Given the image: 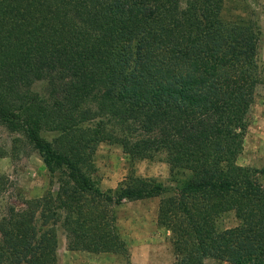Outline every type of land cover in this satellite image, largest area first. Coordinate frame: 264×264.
Segmentation results:
<instances>
[{"label": "trees", "instance_id": "16d2710c", "mask_svg": "<svg viewBox=\"0 0 264 264\" xmlns=\"http://www.w3.org/2000/svg\"><path fill=\"white\" fill-rule=\"evenodd\" d=\"M228 1L0 0V126L96 197L86 150L102 142L136 159L163 153L173 178L188 172L178 185L187 198L162 203L157 218L175 264H264V186L236 163L264 88L263 40ZM165 192L133 177L104 201ZM23 205L0 215V264H55L54 231L35 218L44 202ZM232 211L240 223L220 229Z\"/></svg>", "mask_w": 264, "mask_h": 264}, {"label": "rangeland", "instance_id": "374dc122", "mask_svg": "<svg viewBox=\"0 0 264 264\" xmlns=\"http://www.w3.org/2000/svg\"><path fill=\"white\" fill-rule=\"evenodd\" d=\"M225 8L232 9L231 12L228 10L230 14L256 23L263 40L260 52L264 61V0H230ZM91 150H94V155L90 159L92 165L88 167L87 175L94 182V188L104 194L100 197L80 192L72 181L69 182L68 170L64 167L51 175L38 152L22 134L10 133L0 126V178L7 180L0 215L6 204L11 203L20 209L25 207L23 200H42L44 205H39L35 218L37 227H43L42 232L54 231L55 264H166L169 259L175 264L171 234L163 227L158 226L159 231L155 233L158 237L150 244V249L139 243H127L126 240L139 239L132 234L148 224L147 217L157 220L162 203L171 206L187 198L178 191V185L190 174L180 172L177 177H171L163 153L136 159L125 154L120 146L105 142L96 144L86 153ZM236 163L254 171L250 179L257 186H264V88L258 91L248 114V127ZM133 177L155 179L166 192L156 198L124 202L131 204L129 211L125 212L130 215V223H124L121 234L113 228L115 221L111 220L116 205L104 200ZM176 179L180 182L175 183ZM133 217L146 218L133 222ZM218 223L220 229H229L240 222L232 211L222 214ZM130 249L137 250L135 257ZM146 251H150L149 256L154 255V258H145ZM204 264L230 263L207 259Z\"/></svg>", "mask_w": 264, "mask_h": 264}, {"label": "crops", "instance_id": "0c3cea01", "mask_svg": "<svg viewBox=\"0 0 264 264\" xmlns=\"http://www.w3.org/2000/svg\"><path fill=\"white\" fill-rule=\"evenodd\" d=\"M131 204L130 203H122L118 206H116V208L114 209V216H115V226L118 230V232L121 234H123V225L125 222L129 221L130 215L129 214H125L126 211H129ZM146 217H133L132 220L133 222L135 221H139L140 219H144ZM148 220V224L147 225H142L138 231H136L134 234L135 236H138L139 239L137 240H132V239H128L126 240L127 243H139L142 245H146L144 247H148V249H150V244H153L155 242V240L157 239L158 235L155 234L159 231V227L157 225V220H152V218L147 217ZM130 223V221H129ZM146 226V227H144ZM144 227V228H143ZM143 228V229H142ZM131 233V232H130ZM157 235V236H155ZM122 236V235H121ZM147 249V248H146ZM131 253L133 254V257H135L137 250H131ZM145 253V258L147 259H153L154 255H152V257H150V251H146ZM135 254V255H134ZM166 264H173V261L171 259L168 260V262Z\"/></svg>", "mask_w": 264, "mask_h": 264}]
</instances>
